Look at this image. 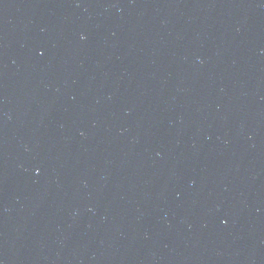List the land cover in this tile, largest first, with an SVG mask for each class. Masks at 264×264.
<instances>
[{"label":"water","instance_id":"water-1","mask_svg":"<svg viewBox=\"0 0 264 264\" xmlns=\"http://www.w3.org/2000/svg\"><path fill=\"white\" fill-rule=\"evenodd\" d=\"M0 264H264V0H0Z\"/></svg>","mask_w":264,"mask_h":264}]
</instances>
